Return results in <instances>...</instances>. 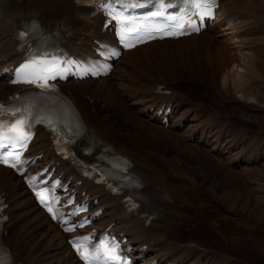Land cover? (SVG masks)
Wrapping results in <instances>:
<instances>
[{"label": "bare ground", "instance_id": "bare-ground-1", "mask_svg": "<svg viewBox=\"0 0 264 264\" xmlns=\"http://www.w3.org/2000/svg\"><path fill=\"white\" fill-rule=\"evenodd\" d=\"M225 7L226 19L202 34L137 47L104 80L65 86L89 129L109 146L110 156L130 160L131 173L144 185L140 214H156L145 226V219L126 213L118 198L91 189L105 207L100 223H114L138 247L150 243V253L162 264H238L229 256L235 257V250L220 221L229 212L218 206L187 163L196 159L243 182L252 177V164L264 166V131L228 112H250L251 104L264 111V0H228ZM31 18L45 26L66 22L76 37L99 30L100 23L86 0H0V70L18 59L12 45L16 22ZM162 86L169 92L159 94ZM15 88L1 80L0 98ZM206 90L210 96L205 101L200 93ZM216 99L225 110L209 103ZM171 102L174 114L164 127L150 108ZM243 118L252 124L249 116ZM35 147L50 151L44 134ZM0 187L11 203L13 224L5 240L16 262L79 264L65 255L63 235L30 203L20 179L2 167Z\"/></svg>", "mask_w": 264, "mask_h": 264}, {"label": "rangeland", "instance_id": "rangeland-1", "mask_svg": "<svg viewBox=\"0 0 264 264\" xmlns=\"http://www.w3.org/2000/svg\"><path fill=\"white\" fill-rule=\"evenodd\" d=\"M245 54L253 55V53L250 51H245ZM237 76L240 78L239 74ZM237 88H241V87L237 86ZM200 94H201L200 97L202 99H205L206 95H207L206 99H208L210 96L208 90L202 91ZM220 96L225 97V95L223 94H220ZM240 96H242V94H239V97ZM225 98H226L225 100H228L227 97ZM216 101H210L209 103H211V105L214 107L218 106L217 108H219L220 110H225L224 108L225 106L219 105L218 104L219 101L217 99ZM249 101L253 102L254 98L252 97ZM245 105L249 106L250 104L245 103ZM250 108H251L250 112H247L246 110V112L243 111V113L240 109L239 111H237V109L235 110L230 109V111L228 110L227 111L229 113L234 112L238 117L249 116L254 127L264 128V111L262 112L258 111L259 108L254 104H251ZM235 120L239 122L246 121L251 125L252 128H254L251 122L249 121V119L247 118H243L241 120L238 119ZM160 143L162 144L163 147H167L169 145L167 144L168 142L166 144H163L160 141ZM189 159L192 160V158ZM185 160H187V158H185ZM195 162L197 163V165ZM187 164L189 165L188 167L192 169L191 171L195 172L196 174L198 173L197 175L203 180V184L205 185L204 186L205 190H207L208 194L213 196L218 206L223 208L227 213L229 212V217L227 218L226 216H222L220 218V221L222 226L224 225L223 227L225 229H228L230 232V234H228L229 240L231 239L230 242L232 243L233 250H235V253L237 255L236 259H239L240 264L241 263L264 264V166L263 164H261V166L263 167H260L259 165L260 163L256 164L255 166L253 165L254 167L252 168L254 169L252 170L253 173L252 177L249 178L250 180L246 182H243L238 175L234 176L225 173L223 175L222 174L223 172H219V169H214L213 166L202 164L200 161L198 160L196 161V159H193V161ZM198 165H200L202 168H200ZM203 170L206 171L205 173L206 177L202 175ZM256 173L259 174L257 175ZM210 176H214L215 180L212 181L211 180L212 177ZM205 178L210 179L212 182L209 180H205ZM215 181L218 182L219 186L215 184L216 183ZM207 186H209V188Z\"/></svg>", "mask_w": 264, "mask_h": 264}, {"label": "snow or ice", "instance_id": "snow-or-ice-1", "mask_svg": "<svg viewBox=\"0 0 264 264\" xmlns=\"http://www.w3.org/2000/svg\"><path fill=\"white\" fill-rule=\"evenodd\" d=\"M181 27H183V25H181ZM170 35H174L175 33H169ZM24 124V122L23 121H20V125H23ZM11 131H13V132H17V131H21V129H18V128H16V127H13V129H11ZM23 138V137H22ZM4 163H7V160H5L4 161ZM13 166H15V165H13ZM49 211H51V209H49Z\"/></svg>", "mask_w": 264, "mask_h": 264}]
</instances>
